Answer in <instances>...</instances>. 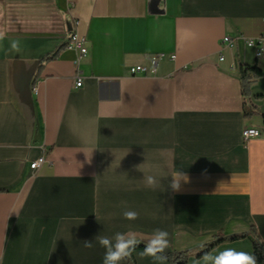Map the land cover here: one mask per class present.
Instances as JSON below:
<instances>
[{"label":"crops","instance_id":"1","mask_svg":"<svg viewBox=\"0 0 264 264\" xmlns=\"http://www.w3.org/2000/svg\"><path fill=\"white\" fill-rule=\"evenodd\" d=\"M262 35L264 0H0V264H102L83 241L155 229L187 264L218 234L247 237L214 255L264 247V77L240 74L264 73L247 45ZM161 55L154 75L130 73ZM249 128L261 137L244 142ZM142 251L136 264H160Z\"/></svg>","mask_w":264,"mask_h":264},{"label":"clouds","instance_id":"2","mask_svg":"<svg viewBox=\"0 0 264 264\" xmlns=\"http://www.w3.org/2000/svg\"><path fill=\"white\" fill-rule=\"evenodd\" d=\"M18 40H13L11 47L18 50ZM170 187L173 191L181 190V182H190L187 173L177 170L172 176ZM146 187L155 189L159 186V180L152 175L144 178ZM123 217L126 220L134 221L138 219V213L135 211H124ZM169 233L165 230L155 229L151 235H140L135 232L121 233L117 232L113 237L109 238L105 235L98 234L93 240L83 241L85 248L91 249L97 244L103 248L104 254L102 264H122L132 256L139 244H143L144 248L141 256L152 257L155 262L166 260L165 250L169 247ZM257 264V258L253 253L246 251H238L234 248H227L217 254L205 253L195 264Z\"/></svg>","mask_w":264,"mask_h":264},{"label":"built area","instance_id":"3","mask_svg":"<svg viewBox=\"0 0 264 264\" xmlns=\"http://www.w3.org/2000/svg\"><path fill=\"white\" fill-rule=\"evenodd\" d=\"M76 26L79 25V22L77 21ZM247 45L256 48V57L261 58L264 55V35L258 36L253 39H249L247 41ZM223 46L224 47H230L232 48L234 46V42L231 38L225 37L223 39ZM67 48L74 50L79 53V58L76 60V64L78 65L80 63V60H82L84 57H86L89 54V47H88V41L87 38L79 33L78 30H76L73 35L70 37L68 43H67ZM163 56H154L152 58L154 68L148 69L144 66H136L130 69V73L132 75H154L156 73L155 66L158 63V61L162 58ZM175 56H172L171 59H174ZM221 60H224L223 57H221ZM83 85V80L81 76H77V81H76V86L80 88ZM243 140L244 142H248L249 140L253 138H259L261 137V132L256 129V128H249L245 129L243 131ZM45 158L42 157L36 162H34L31 165V168L33 170L39 168L43 163H45Z\"/></svg>","mask_w":264,"mask_h":264},{"label":"trees","instance_id":"4","mask_svg":"<svg viewBox=\"0 0 264 264\" xmlns=\"http://www.w3.org/2000/svg\"><path fill=\"white\" fill-rule=\"evenodd\" d=\"M241 78L243 80L248 79H258L263 78L264 73L260 70L257 66L255 67H241L240 68ZM257 98L264 100V94L258 95ZM247 237V234H239V235H232V236H224L223 234H218L215 238L198 248L197 257L201 258L205 253H210L215 247L224 243L239 240L242 238ZM253 245H254V255L257 258V264H264V247L261 240L257 236H253ZM144 245L139 244L136 250L132 253V256L129 258L127 264H136L134 259V253L138 250H143ZM190 251H183V252H169L166 253V261L169 264H187L190 256Z\"/></svg>","mask_w":264,"mask_h":264},{"label":"rangeland","instance_id":"5","mask_svg":"<svg viewBox=\"0 0 264 264\" xmlns=\"http://www.w3.org/2000/svg\"><path fill=\"white\" fill-rule=\"evenodd\" d=\"M254 86V84L250 83L249 81L245 82V87L247 89V101L250 103V99L253 97L252 94L250 93V90H252V87ZM258 107L257 109H260V111L264 112V101L258 102ZM247 110H249L250 112H252V107L249 104Z\"/></svg>","mask_w":264,"mask_h":264}]
</instances>
